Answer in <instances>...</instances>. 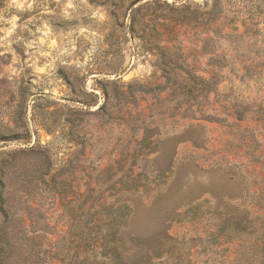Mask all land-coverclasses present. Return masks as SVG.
<instances>
[{"label":"rangeland","instance_id":"374dc122","mask_svg":"<svg viewBox=\"0 0 264 264\" xmlns=\"http://www.w3.org/2000/svg\"><path fill=\"white\" fill-rule=\"evenodd\" d=\"M98 1L0 0L5 264H264V0Z\"/></svg>","mask_w":264,"mask_h":264},{"label":"crops","instance_id":"0c3cea01","mask_svg":"<svg viewBox=\"0 0 264 264\" xmlns=\"http://www.w3.org/2000/svg\"><path fill=\"white\" fill-rule=\"evenodd\" d=\"M182 142L185 143L186 140L183 139ZM152 162L157 171H162L158 165L159 162H157L154 157ZM183 165L184 163H179V165L176 166L174 170V179L167 181L166 184L163 185V188L151 197V200H149L145 208L139 211L141 215L138 218L139 222L143 217L147 220L152 219L158 222V227L160 225L162 229L161 223L173 219V217L179 214L181 209V216L183 217L187 214L186 209L193 207L191 206L192 203H187L185 201L187 197L194 198L193 189L190 187L183 188L180 183V175L183 173L182 171L184 169ZM204 180L205 187H203L201 193L203 196H207L205 198L209 201L207 204L220 205V200H224V202L229 205V195H232L230 193L233 192V189H229V173L218 168L207 169L204 173ZM238 192L240 191L238 190ZM239 196L240 194L236 195V198H240ZM214 215L217 216V214ZM211 216H213V214H211Z\"/></svg>","mask_w":264,"mask_h":264},{"label":"trees","instance_id":"16d2710c","mask_svg":"<svg viewBox=\"0 0 264 264\" xmlns=\"http://www.w3.org/2000/svg\"><path fill=\"white\" fill-rule=\"evenodd\" d=\"M92 1L95 3H98V4L101 3L98 0H92ZM132 32L137 34L134 29H132ZM136 37L139 38L141 41L147 39V37L144 36L143 31L139 35H136ZM33 231H35V230H33ZM5 240H6V235L3 231V229L0 228V264H5V260H6V251L5 250L7 247V243Z\"/></svg>","mask_w":264,"mask_h":264}]
</instances>
